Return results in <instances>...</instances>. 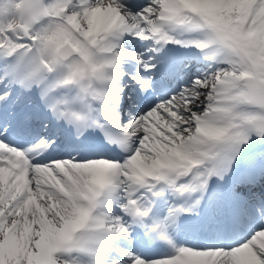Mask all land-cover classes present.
<instances>
[{
    "label": "snow or ice",
    "instance_id": "obj_1",
    "mask_svg": "<svg viewBox=\"0 0 264 264\" xmlns=\"http://www.w3.org/2000/svg\"><path fill=\"white\" fill-rule=\"evenodd\" d=\"M0 264H264V0H0Z\"/></svg>",
    "mask_w": 264,
    "mask_h": 264
}]
</instances>
